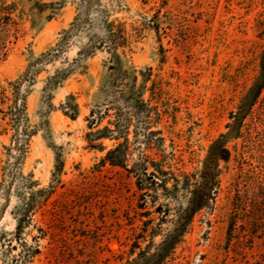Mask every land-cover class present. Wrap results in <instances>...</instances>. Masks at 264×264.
<instances>
[{
  "label": "rangeland",
  "instance_id": "obj_1",
  "mask_svg": "<svg viewBox=\"0 0 264 264\" xmlns=\"http://www.w3.org/2000/svg\"><path fill=\"white\" fill-rule=\"evenodd\" d=\"M262 55L264 0H0V264H264Z\"/></svg>",
  "mask_w": 264,
  "mask_h": 264
},
{
  "label": "trees",
  "instance_id": "obj_2",
  "mask_svg": "<svg viewBox=\"0 0 264 264\" xmlns=\"http://www.w3.org/2000/svg\"><path fill=\"white\" fill-rule=\"evenodd\" d=\"M261 61L264 63V56L262 55ZM261 76L258 81H255L250 88L242 95L239 105L236 110L230 115L231 122L228 127L232 132L238 135L242 122L246 117L247 112L258 99L261 90L264 88V66L260 70ZM262 77V79H260ZM77 110V104L74 105ZM88 140H96L103 138L100 131L88 132L86 134ZM91 136V138H89ZM112 150H108L103 159H107L111 163L119 164L118 161L110 156ZM229 150L224 145L221 139L212 141L207 150L204 158L199 162V171L197 177H194V188L192 189V200L190 202V212H195L206 206L210 195H214V190L218 185V172L219 164L228 159Z\"/></svg>",
  "mask_w": 264,
  "mask_h": 264
}]
</instances>
